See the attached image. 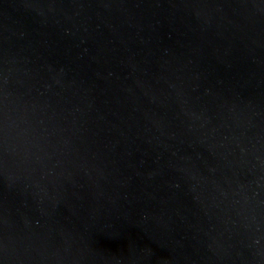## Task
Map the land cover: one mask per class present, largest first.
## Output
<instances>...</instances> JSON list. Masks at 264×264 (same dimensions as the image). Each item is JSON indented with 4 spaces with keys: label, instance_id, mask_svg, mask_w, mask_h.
<instances>
[{
    "label": "water",
    "instance_id": "95a60500",
    "mask_svg": "<svg viewBox=\"0 0 264 264\" xmlns=\"http://www.w3.org/2000/svg\"><path fill=\"white\" fill-rule=\"evenodd\" d=\"M0 264H264V0H0Z\"/></svg>",
    "mask_w": 264,
    "mask_h": 264
}]
</instances>
